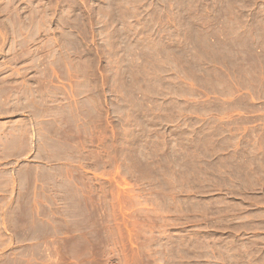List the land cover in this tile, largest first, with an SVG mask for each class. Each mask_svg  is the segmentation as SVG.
Returning <instances> with one entry per match:
<instances>
[{
  "label": "rangeland",
  "instance_id": "1",
  "mask_svg": "<svg viewBox=\"0 0 264 264\" xmlns=\"http://www.w3.org/2000/svg\"><path fill=\"white\" fill-rule=\"evenodd\" d=\"M238 59L264 65V0H0V127L30 80L10 71L81 95L76 117L45 119V161L81 187L95 264H264L217 240L264 191L211 198L223 161L168 124L190 98L219 100L213 78Z\"/></svg>",
  "mask_w": 264,
  "mask_h": 264
},
{
  "label": "crops",
  "instance_id": "2",
  "mask_svg": "<svg viewBox=\"0 0 264 264\" xmlns=\"http://www.w3.org/2000/svg\"><path fill=\"white\" fill-rule=\"evenodd\" d=\"M15 72L30 80L23 81L25 96L13 104L19 117L0 127V264H95L81 187L69 168L45 161L50 157L45 119L51 109L76 117L81 95L72 94L71 100L69 92L45 94V71L8 74ZM213 82L219 100L190 98L171 109L175 116L168 124L190 134L187 140L200 143L204 156L223 161L210 170L225 182L214 184L217 194L211 198L223 190L251 192L224 194L233 202L259 196L264 191V65L251 67L238 59L235 67L221 66ZM74 154L82 156L80 150ZM227 222L232 226L217 235L220 244L264 254V203Z\"/></svg>",
  "mask_w": 264,
  "mask_h": 264
}]
</instances>
